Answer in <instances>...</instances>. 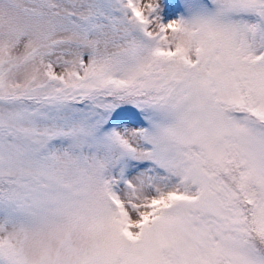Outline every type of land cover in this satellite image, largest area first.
<instances>
[{"label":"snow or ice","instance_id":"snow-or-ice-1","mask_svg":"<svg viewBox=\"0 0 264 264\" xmlns=\"http://www.w3.org/2000/svg\"><path fill=\"white\" fill-rule=\"evenodd\" d=\"M0 264H264V0H0Z\"/></svg>","mask_w":264,"mask_h":264}]
</instances>
